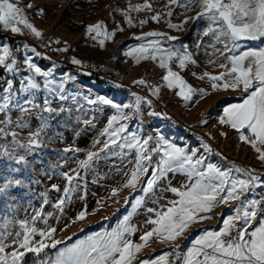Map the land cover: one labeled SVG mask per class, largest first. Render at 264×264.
<instances>
[{
  "label": "rangeland",
  "instance_id": "374dc122",
  "mask_svg": "<svg viewBox=\"0 0 264 264\" xmlns=\"http://www.w3.org/2000/svg\"><path fill=\"white\" fill-rule=\"evenodd\" d=\"M9 3L22 10L40 35L22 24L12 25L20 29L18 33L0 25V47L6 45L10 59L16 61L11 72L0 67V103L9 96V108L0 112V242L7 245L0 255L18 250L24 253L19 264H52L66 248L125 228L131 231L124 232L123 240L143 244L140 237L159 227L150 221L180 200L172 189L186 191L185 185L196 179L174 162L163 178L156 177L149 191L143 190L166 144L182 149L193 161L200 160L201 171L211 165L227 173L229 181L248 180L249 174L259 179L238 199L199 213L208 218L191 224L175 240L165 239L163 230L160 236L154 234L138 251L133 250L130 264H186L197 239L219 232L225 219L242 215V204L252 200L261 202L256 209L258 219H264V168L257 166L264 161L250 143L239 139L241 134L251 137L247 129L238 132L221 123L225 109L242 104L247 97L242 85L236 90L222 87L237 75L231 72V58L264 51V37L232 42L220 36L219 24L207 14L198 16L202 12L198 0ZM146 4L150 7L145 8ZM96 25L99 29L90 32ZM185 55L190 60L181 68ZM26 57L41 73L50 75L29 70L23 62ZM162 62L165 67L160 66ZM86 63L107 71L113 80L84 72L81 67ZM169 71L191 89L188 99L178 94L175 84L167 87L163 77ZM215 76L222 79L213 90L211 77ZM28 79L38 87L29 89ZM8 81L12 89L6 92ZM118 85L129 91H120ZM101 97L110 103H100ZM113 116L120 118L109 128ZM122 126L124 131L111 134ZM37 133L39 146L33 147L29 141ZM133 137L151 138L145 146L150 159L142 160L147 171L139 175L135 186L125 187L136 167L137 148L128 146L135 143ZM256 147L264 151L258 142ZM89 153L94 154L91 160ZM81 212L84 218L77 219ZM233 224L239 226L240 221ZM256 227L259 223L253 221L247 230L250 233ZM50 229H55L50 238L39 235ZM26 231L32 246L42 241L47 247L39 253L19 248L16 241H22ZM235 235L231 231L222 238ZM53 241L60 243L51 247ZM27 253L32 254L23 259Z\"/></svg>",
  "mask_w": 264,
  "mask_h": 264
},
{
  "label": "snow or ice",
  "instance_id": "6c2138e0",
  "mask_svg": "<svg viewBox=\"0 0 264 264\" xmlns=\"http://www.w3.org/2000/svg\"><path fill=\"white\" fill-rule=\"evenodd\" d=\"M201 4L202 12L198 16L207 14L214 24H219L220 36L228 38L230 41L235 42L240 39H257L264 37V0H198ZM26 7H31L27 5ZM145 8L150 7L144 5ZM138 11L140 9H137ZM157 19V17H153ZM22 24L28 28L36 36L40 33L36 31L23 17L22 10L9 3V0H0V25L5 29L11 30L13 33H18L20 29L12 26L13 24ZM141 23H144L142 21ZM171 26V25H170ZM100 25L90 28L89 31L99 29ZM180 27V26H175ZM99 34V33H97ZM148 35H159V33H148ZM169 39H173L169 37ZM103 45V40L100 41ZM227 47V45H226ZM139 51H144L143 49ZM9 48L5 45L0 47V67L6 68L8 71L14 70L16 61L10 59ZM155 57H153L154 59ZM190 60L188 55H185L180 60V67H184L185 61ZM232 73H237L235 78L229 83H224L222 87L226 90L232 88L236 90L239 85H242L243 91L247 93L246 99L242 104L233 105L225 109L226 119H222L221 123H227L233 129L240 132L241 129H247L251 133V137L241 134L239 139L243 142L250 143L254 150L259 152V159L264 161V151L256 147L257 142L264 145V51L259 53L247 52L239 57H232ZM245 61L248 64L245 65ZM27 68L34 71L38 75L47 77L50 73H41L40 69L31 62V59L26 57L23 61ZM79 63L78 61H74ZM161 67L166 65L162 62ZM172 78L171 80L169 78ZM167 82V87L172 88L175 84L180 89L179 95L184 99H188L191 89L185 82L176 74L171 71L163 77ZM222 77H211L213 90L218 88L216 81L221 80ZM138 83H143L139 81ZM28 88L36 89L38 85L28 79ZM249 91V89H253ZM12 82H7L6 92L11 91ZM201 96L204 93L201 91ZM63 98V97H62ZM4 103H0V112L9 108V96H5ZM95 103V101H90ZM102 104H109L105 98H99ZM120 111L119 106L113 105ZM128 107V105H124ZM49 111L48 108L44 109ZM24 111V109H22ZM123 115V113H121ZM120 117L113 116L109 121V128H111L114 121ZM124 131V127L112 129V135ZM108 129H105V133ZM39 134H35V138H30V145L37 147ZM151 138L143 141L133 137L134 144H129V147L137 148L136 167L131 173V178L124 185L125 187H134L135 181L138 179L142 172H146L147 168L142 164V160L150 159L147 155L148 149L145 147ZM116 141L113 140L112 143ZM159 143V142H158ZM107 147V144H106ZM93 153L88 154V159L91 160ZM192 155H195L194 153ZM22 159V158H21ZM178 164L181 169L187 173L189 178L196 177L195 182L190 186L185 185L186 191H177L172 189L180 196L179 201H175L167 212L158 214V219L150 221L159 225L158 228L153 229L140 237L143 244H133L132 241L123 240L124 232L131 231L130 229H122L119 232L111 233L105 237L89 238L87 241H81L73 247L66 248L60 251L57 259L52 264H130V257L133 255V250L138 251L147 241L155 234L162 235L165 239L175 240L178 238L191 224L198 222L201 219L208 217L199 216V213L208 212L216 203H225L230 199H238L239 194L248 190L250 183H254L259 178L249 174V179L244 180H228V174L221 170L209 165L204 171L197 168L201 163L200 160L193 161L192 156L187 155L182 149L174 147L171 144L164 146L163 155L159 166L153 172L152 179L148 180L144 191H149L157 182L156 177L163 175L172 169L173 163ZM83 164H87L84 161ZM187 166V167H186ZM237 171H242L237 169ZM246 171V170H245ZM71 181L72 177H68ZM215 181V182H214ZM2 191V189H0ZM69 192L65 188V194ZM223 193V195H221ZM115 195V191L113 192ZM219 197V199H218ZM63 200L60 201V204ZM261 204L260 201L252 200L246 205L242 215L230 217L223 222V228L219 232H207L204 236L195 241V251H190L187 257L186 264H264V219H258L256 205ZM264 208V204L261 205ZM85 212L79 213L77 219H83ZM233 220L240 221V225L233 224ZM259 223V227L255 230L248 232V228L252 226V222ZM35 233V229L31 230ZM235 231L236 235L228 240L222 237ZM55 229H50L48 232H40L41 237H51ZM19 233L17 237H19ZM19 248L26 251L39 253L44 247H47L42 241L37 242L38 247L32 246L29 239V234L24 233L23 240L17 239ZM59 241H53L51 247H55ZM5 245L0 242V253H4ZM24 253L14 250L11 253L0 255V264H19L20 257ZM202 257V259H200Z\"/></svg>",
  "mask_w": 264,
  "mask_h": 264
},
{
  "label": "built area",
  "instance_id": "2783aa9c",
  "mask_svg": "<svg viewBox=\"0 0 264 264\" xmlns=\"http://www.w3.org/2000/svg\"><path fill=\"white\" fill-rule=\"evenodd\" d=\"M81 69L84 71V72H88V73H91V74H94V75H98V76H101L103 77L104 79L106 80H113V76L108 73L107 71H103L101 69H94V67L88 63L84 64ZM257 166H259L260 168H264V163L263 162H260L259 164H257Z\"/></svg>",
  "mask_w": 264,
  "mask_h": 264
},
{
  "label": "trees",
  "instance_id": "16d2710c",
  "mask_svg": "<svg viewBox=\"0 0 264 264\" xmlns=\"http://www.w3.org/2000/svg\"><path fill=\"white\" fill-rule=\"evenodd\" d=\"M50 62H51V61H50ZM74 71L78 72L77 70H74ZM93 77H94V76H93ZM118 88H119L120 91H122V92H127V91H129V88H125V87L120 86V85H118ZM31 254H32V253H27L26 256H25L23 259H26V258L29 257Z\"/></svg>",
  "mask_w": 264,
  "mask_h": 264
}]
</instances>
